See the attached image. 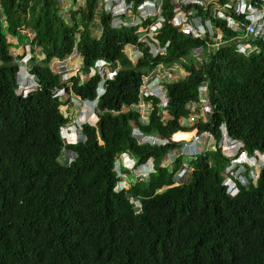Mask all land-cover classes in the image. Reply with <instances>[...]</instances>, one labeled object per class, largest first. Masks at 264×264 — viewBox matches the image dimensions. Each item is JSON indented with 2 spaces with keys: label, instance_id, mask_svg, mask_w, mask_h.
Returning <instances> with one entry per match:
<instances>
[{
  "label": "trees",
  "instance_id": "obj_1",
  "mask_svg": "<svg viewBox=\"0 0 264 264\" xmlns=\"http://www.w3.org/2000/svg\"><path fill=\"white\" fill-rule=\"evenodd\" d=\"M165 9L157 35L161 46L169 42L165 54L153 56L139 44L142 57L133 64L124 49L137 45L136 30L111 29L104 14L97 23L95 0L71 11L70 24L54 0H0V264H264V167L254 182L246 165L248 184L232 197L223 186L229 159L218 144L225 132L249 155L264 154V40H244L253 49L238 53L239 34L220 21L222 42L208 53L204 41L169 24L166 3ZM8 37L29 39L27 71L36 86L26 95L18 93L24 55H12ZM74 52L80 68L63 82L51 63ZM100 59L120 68L97 99L96 122L82 125V139L65 143L61 131L70 119L60 108L71 96L78 103L96 99L99 77H84ZM158 65H180L186 74L164 82V119L159 99L150 96L144 100L152 111L141 123L131 107L141 100L142 76ZM203 86L211 111L188 126V106L200 105ZM60 89L65 101L55 95ZM133 128L161 139L174 134V141L189 140L196 129L215 147L196 157L178 154L169 168L163 163L183 142L138 144ZM64 151L75 155L68 163ZM122 154L137 166L152 159L153 171L139 180L121 168L129 188L116 191ZM182 166L190 173L177 185Z\"/></svg>",
  "mask_w": 264,
  "mask_h": 264
},
{
  "label": "built area",
  "instance_id": "obj_2",
  "mask_svg": "<svg viewBox=\"0 0 264 264\" xmlns=\"http://www.w3.org/2000/svg\"><path fill=\"white\" fill-rule=\"evenodd\" d=\"M54 1L59 4L61 15L64 17L65 13L66 15H71V11H79L81 8L85 7L88 0ZM165 3L171 13L168 21L169 24H171V26L177 31L182 32L193 39L204 41L205 50L208 53L218 50L222 42L220 21L225 23L226 28L239 34L234 38L236 41V51L238 53L246 55L251 49H253L251 44L244 40H254V38L264 40V7H258L254 0H225V2H220V0H95L94 19L97 23L100 22V17L98 19L96 17L97 12L99 11L100 15L104 14L109 17V26L111 29L119 30L122 28H129L136 30L137 45H128L124 49L129 60L135 64L138 59L142 57V52L138 47L139 44H144L149 47V52L153 56L163 55L166 52L169 42L164 46H161L157 39V35L165 22ZM66 6L68 7L66 8ZM198 8L201 9V12ZM25 49L26 55L29 56L26 60V62H28L30 59L29 43L25 45ZM126 49L128 51H126ZM202 51L201 46L196 48L193 51L195 57L200 58ZM74 53L76 54V52ZM176 67L178 66L176 65L166 68L163 65H158L149 73L142 76V85L139 90L141 100L137 105L131 107L140 112L141 123L147 122V118L152 111L150 104L144 100L150 96L159 99L157 106L161 109L163 114L162 118L164 119V109L167 105L164 82L173 81L186 74L185 71L183 74H176L174 72ZM63 68V63L58 61L57 73L62 76L65 75ZM119 68L120 65L118 63L113 65L106 60L100 59L94 62L84 78L89 79L94 76L99 77L98 95H100L104 91L105 82L113 79ZM77 71L78 70L75 72L77 73ZM30 77L34 88L36 86L35 78L32 75H30ZM69 78L70 77L64 81L68 82ZM154 86H157L156 90L154 89ZM205 90V86L199 88L200 100L201 103L206 102L205 104L210 106L207 101L202 99V96H205ZM55 95L64 97V89L56 90ZM80 106L86 107L89 109V112L93 114L97 104L96 102H82ZM209 112H206V114ZM85 115L86 112L83 111L79 118H77L78 120L72 122L73 125L80 129L82 124L87 122L84 118ZM144 120H146V122H144ZM190 132L192 133V137L188 141H174L172 139L173 135L169 139H161L155 135L144 134L139 128H133L131 135L138 144L165 146L170 141L176 143L184 142L186 145H184L182 153L194 155L197 154V152H191L189 149L201 143L203 141L202 138H211V135L207 132L200 135L197 133L196 129H193ZM227 140V135L224 132L220 147H226L225 149H222V152L223 155L229 159V164L224 170L223 186L226 188V193L233 196L239 191V185L244 186L248 184V179L244 176L246 165L252 167L250 175L252 180L255 181L253 169L256 166L253 164V161L256 162V160L255 154L253 157L249 158L245 153L234 158V150L239 149L240 146L237 145L235 147L233 142L225 145ZM176 157L177 151H171L166 159L168 161L167 165L171 166ZM147 165L148 164L137 167L126 154H122L120 158L115 161V170L120 178L119 183L123 182V184H126L128 180L125 173L122 174L121 167L127 169L135 178L137 177L139 180H144L147 179L149 174L153 171L152 168L147 167ZM258 165L257 168L260 167V164ZM135 171H138V173L136 174ZM189 173L190 169L186 166H182L181 169L174 174L173 178L175 184L181 185ZM241 178L245 179L246 184L242 182ZM137 202L140 207L139 201Z\"/></svg>",
  "mask_w": 264,
  "mask_h": 264
},
{
  "label": "rangeland",
  "instance_id": "obj_3",
  "mask_svg": "<svg viewBox=\"0 0 264 264\" xmlns=\"http://www.w3.org/2000/svg\"><path fill=\"white\" fill-rule=\"evenodd\" d=\"M71 2V1H70ZM68 6H66L67 8ZM69 9V8H68ZM71 15H66V13L64 14V20L66 21L67 24H70L71 22V18H70ZM0 17H1V12H0ZM97 19L100 17V12L98 11L97 12V15H96ZM96 35H99V30H96ZM30 34V31H28V36ZM31 36V35H30ZM9 41L11 43H13V48H11V53L12 55L14 56H17V55H24L22 60H21V64H23L21 67H20V70H19V78L20 80L22 81L23 84L26 83L27 81V77H28V74H26V72L24 71L25 69H27L29 67L30 62L28 60V62H26V60L29 58L28 55H26V49H25V46L23 47H19L21 46L25 41H23L22 39H14V38H11V37H8ZM29 41V40H28ZM27 41V42H28ZM29 43V42H28ZM26 43V44H28ZM126 51H128L126 49ZM30 57H31V52H30ZM39 59H42L43 57L42 56H38ZM26 62V63H25ZM185 62H187V60H185ZM61 63H63V66H64V74L62 76V81L65 82L64 80L67 79L68 77H72L76 74V70H78L80 68V63H81V58L76 55L75 53H73L69 58L61 61ZM51 67L53 69L54 72H58V61L57 60H54L52 61L51 63ZM174 72L176 74H183L184 73V70L183 68H181L180 65H178V67H176L174 69ZM28 78H31L30 76ZM30 86H32V83L31 84H28ZM156 87L157 86H154V89L156 90ZM26 86L24 87H19L18 89V93H22V95L26 94L27 90H26ZM66 99H68V97H64L63 98V101H65ZM202 99L206 101V96H202ZM68 103V102H67ZM206 102H202L200 103V105H192V106H188L192 112V118L190 119L189 122H187L188 126L190 125H193L194 123H196L198 120H205L206 118V112H209L211 110L210 106L206 105L205 104ZM138 108V107H136ZM198 109V111H197ZM61 112L64 114L65 117H68L70 119V123L69 125L65 126L63 131L64 133V136H66L68 138L69 141H74L76 138H78L77 140L79 139H82V138H79L80 136H77L75 134V137H74V134H71L69 135V133L72 131L71 129V124L74 120H78L77 118H79L80 114L85 110V112L88 114L89 113V110L86 108V107H83V106H80V104L78 103V101L76 100L75 97L71 96L70 97V104H66V105H63L61 108H60ZM144 122H146V120H144ZM95 123V122H94ZM91 124H93L91 122ZM70 127V128H69ZM224 133V132H223ZM203 141L206 142V144H204L203 146V150H208V149H212L215 147V141L213 140V138H202ZM64 142L66 143L67 142V139H64ZM218 144H221V142H219ZM74 158V154L68 152V151H64L63 152V157H62V160L66 163L70 162L72 159ZM251 162V161H250ZM149 164H150V160L148 161V165L147 167H149ZM168 164V161L166 160V162L163 163V165H167ZM247 164V163H246ZM253 164L256 166L254 169H253V175H254V179L256 180L257 176H258V169H257V166H259L256 162L253 161ZM249 165V164H248ZM151 166V164H150ZM169 168H171V166H169ZM151 172V171H150ZM135 173L137 174L138 171H135ZM124 174V173H122ZM246 176V175H244ZM248 177L250 178V176L248 175ZM137 178V177H136ZM242 182L246 184V181L244 178H241ZM255 182V181H254ZM125 189H128L129 186L128 185H124L123 182L118 184L117 186V189L116 191H120L122 188ZM131 202L133 203V206L135 209L139 210V204L138 202L135 200V199H131Z\"/></svg>",
  "mask_w": 264,
  "mask_h": 264
},
{
  "label": "clouds",
  "instance_id": "obj_4",
  "mask_svg": "<svg viewBox=\"0 0 264 264\" xmlns=\"http://www.w3.org/2000/svg\"><path fill=\"white\" fill-rule=\"evenodd\" d=\"M25 72H26V74H28V77L30 76V74L28 73V71H27V69H25L24 70ZM27 77V81H26V83L25 84H23L22 83V81L20 80V86L19 87H24V86H26V87H28V88H26V90H27V92H26V94L30 91V90H32V88H33V85L32 86H30V85H28V84H31L32 82H31V79L30 78H28ZM99 86V85H98ZM105 92V89H104V91L102 92V94H100V95H98V87H97V91H96V99L95 100H93V101H91L90 103H93V102H96V104H97V99L99 98V97H101L102 95H103V93ZM22 94V93H21ZM26 94H24V95H26ZM84 102H87V101H84ZM79 104H81V103H79ZM89 110V109H88ZM94 112H95V109H94ZM90 113V112H89ZM93 116H95V114L93 113L92 114ZM96 117V116H95ZM96 122V121H95ZM85 123H90L89 121H87V122H85ZM84 123V124H85ZM83 125V124H82ZM71 129H72V131L69 133V135H71V134H74V137H75V134L77 135V136H80L79 138H82L81 137V135H80V129L79 128H77L75 125H73V123L71 124ZM69 127V128H70ZM82 127V126H81ZM63 129L64 128H62V131H61V133H62V137H63V139H67V142H71V141H69L68 140V138L66 137V136H64V133L63 132H65V131H63ZM174 135V134H173ZM227 135V134H226ZM223 137V136H222ZM78 138H76L74 141H72V143L73 142H77V141H79V140H77ZM227 141L225 142V145H227L228 143H230V142H233L235 145V147L237 146V145H239L240 146V148L239 149H237V150H234L235 151V153H234V158H237L238 156H240V155H242V154H246L249 158L250 157H253V155H249L245 150H244V148H243V146H242V144L240 143V141H238V140H235V139H232V138H230V137H228L227 136ZM182 143V142H181ZM204 144H206V142H204V141H202L201 143H199L197 146H193L191 149H189L191 152H193V151H195V152H197V154H194V155H188V154H183L182 153V149H183V147H184V145H186L184 142H183V144L181 145V146H179L178 148H176V149H174V150H176L177 151V155L178 154H183V155H186V156H188V157H196L197 155H199L200 153H201V147L204 145ZM226 147H221V150L222 149H225ZM222 154H223V152H222ZM75 156V155H74ZM128 156V155H127ZM128 158H130L132 161H133V163H134V165L135 166H137L136 165V162H135V160H134V158H131L130 156H128ZM255 160H256V162L258 163V164H260V167H258L257 169L259 170V168H263L264 167V154H260V153H256L255 154ZM145 164H148V162L147 163H145ZM145 164H143V165H145ZM150 164H151V166H150ZM150 164H149V167L150 168H152V170H153V164H152V159H150ZM141 166V165H140ZM137 167H139V166H137ZM121 168H123V169H125L124 167H121ZM127 170V169H126ZM128 171V170H127ZM189 175V174H188ZM187 175V176H188ZM186 180V179H185ZM127 183H128V180H127ZM175 183V182H174ZM118 184H120V183H118ZM117 184V185H118ZM124 185H126L125 183H124ZM117 189V188H116ZM123 189V188H122ZM118 191V190H117ZM239 192V191H238ZM238 192L235 194V195H237L238 194ZM235 195H233V196H235ZM231 196V195H230ZM232 196V197H233Z\"/></svg>",
  "mask_w": 264,
  "mask_h": 264
},
{
  "label": "bare ground",
  "instance_id": "obj_5",
  "mask_svg": "<svg viewBox=\"0 0 264 264\" xmlns=\"http://www.w3.org/2000/svg\"><path fill=\"white\" fill-rule=\"evenodd\" d=\"M85 111V110H84ZM84 118L89 121L90 123H94L96 121V117L93 116L91 113H86V115L84 116ZM188 141V140H187Z\"/></svg>",
  "mask_w": 264,
  "mask_h": 264
},
{
  "label": "crops",
  "instance_id": "obj_6",
  "mask_svg": "<svg viewBox=\"0 0 264 264\" xmlns=\"http://www.w3.org/2000/svg\"><path fill=\"white\" fill-rule=\"evenodd\" d=\"M27 35H28V32H27ZM30 35H32V33H31V32H30V34H29V37H31ZM28 40H29V39H26V42H24L23 44H24V45H26V43H28V42H29ZM27 41H28V42H27ZM23 44H22V45H23Z\"/></svg>",
  "mask_w": 264,
  "mask_h": 264
}]
</instances>
